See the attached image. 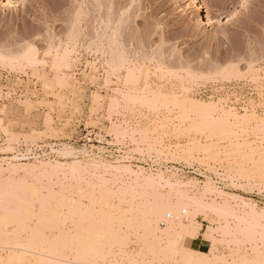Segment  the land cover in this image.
<instances>
[{
	"label": "rangeland",
	"instance_id": "obj_1",
	"mask_svg": "<svg viewBox=\"0 0 264 264\" xmlns=\"http://www.w3.org/2000/svg\"><path fill=\"white\" fill-rule=\"evenodd\" d=\"M198 1L0 0V264H264V0Z\"/></svg>",
	"mask_w": 264,
	"mask_h": 264
},
{
	"label": "bare ground",
	"instance_id": "obj_2",
	"mask_svg": "<svg viewBox=\"0 0 264 264\" xmlns=\"http://www.w3.org/2000/svg\"><path fill=\"white\" fill-rule=\"evenodd\" d=\"M189 2H190V5H192L193 7H196V8H198V10L201 12V14H205L206 15V18H208V22H207V24L209 25L211 22H212V16H211V13H210V11H208L204 6H202L201 5V3L198 1V0H189ZM9 6V4H5L4 5V7H8ZM71 54V53H70ZM67 55V56H66ZM36 57H37V55H35ZM65 56L66 57H62V59H61V61L60 62H57L54 66L55 67H57V69L60 71V72H62L63 73V79L65 80L66 78H64V77H66L67 75V71L70 69V66H71V63H70V58L68 57L69 56V54H65ZM36 57H29V55H28V58H27V56H26V58L27 59H25V61L27 62V63H31V62H33V61H37V58ZM112 64V63H111ZM67 70V71H66ZM129 72V71H128ZM129 74V73H128ZM62 76V75H61ZM69 77V76H68ZM126 78H127V75H126ZM131 78V77H130ZM128 79V78H127ZM134 79V78H133ZM127 81V80H126ZM133 80H131V82H132ZM129 82H130V80H129ZM128 83V82H127ZM134 83V82H133ZM131 84V83H130ZM126 85V84H125ZM56 165V164H55ZM48 166H50V165H48ZM52 167V166H51ZM55 167H57V166H55ZM35 168H36V166H35ZM34 168V169H35ZM53 168V167H52ZM15 170V169H14ZM36 170H37V168H36ZM8 209V208H7ZM6 209V210H7ZM11 211H12V209H10ZM14 210V209H13ZM3 211V210H2ZM15 212V211H14ZM28 212H29V210H28ZM0 213H1V211H0ZM7 213H8V211H7ZM13 213V212H12ZM28 214H31V213H28ZM168 215V216H170L171 217V215H169V214H167V212H163L160 216L163 218V217H165L166 215ZM1 215V214H0ZM18 216H19V213L17 214ZM17 215H16V219L18 218L17 217ZM165 215V216H164ZM3 216H4V214H3ZM6 216H7V218H6ZM6 216H4V218H6L7 220L8 219H10L9 217H10V215H6ZM9 216V217H8ZM11 216H13V218H14V220H15V213L14 214H12ZM166 218H168L167 216H166ZM1 219H2V217H1ZM20 219V218H19ZM11 220V219H10ZM17 221H18V219H17ZM21 221V220H20ZM23 221V220H22ZM3 222H5L4 220H3ZM14 221H12V223H13ZM24 222V221H23ZM21 223V222H20ZM23 226H24V224H23ZM26 226V225H25ZM28 226H30V225H28ZM26 229V228H25ZM3 230V229H2ZM15 231V230H14ZM5 233V232H4ZM4 233H2V234H4ZM10 233V232H9ZM8 233V234H9ZM15 233V232H14ZM150 233H152L154 236H158L159 234L161 235V238H162V236H167V232H165V231H160L159 229H157V228H155L154 226H151L150 227ZM12 234H13V232H12ZM12 234H10V235H12ZM69 235H70V233H68ZM96 234H98L99 235V233H96ZM68 235V236H69ZM9 236V235H8ZM65 236H67V233H66V235ZM172 236V238H171V240H170V237ZM171 236L169 237V245L170 246H175L176 245V242H177V240H175L176 239V237H177V234L175 233V234H171ZM69 238V237H68ZM48 239V238H47ZM85 239V238H84ZM202 256H204V255H200V259L199 260H201V261H203L204 259L203 258H205V257H202ZM19 257V256H18ZM16 259H17V256H16ZM183 259L186 261V263H188V264H195L198 260V258H197V256H196V258H195V256H192V255H190L189 253H185V255L183 256ZM193 259H194V261H193ZM18 260H20L19 258H18ZM206 260H207V258H206Z\"/></svg>",
	"mask_w": 264,
	"mask_h": 264
},
{
	"label": "built area",
	"instance_id": "obj_3",
	"mask_svg": "<svg viewBox=\"0 0 264 264\" xmlns=\"http://www.w3.org/2000/svg\"><path fill=\"white\" fill-rule=\"evenodd\" d=\"M16 92L17 93L15 94L18 96L23 94L21 93L20 89L19 92L18 91ZM15 94H13L12 97H16ZM59 147L60 146L57 143H54L53 145H46L44 143H41L38 146H29V145L21 144L17 148L16 157L30 161L46 160L53 158L54 156H57ZM13 157L15 158V152L13 154Z\"/></svg>",
	"mask_w": 264,
	"mask_h": 264
}]
</instances>
